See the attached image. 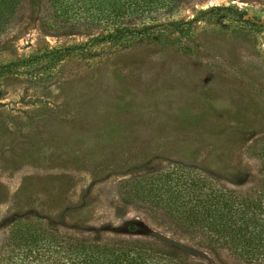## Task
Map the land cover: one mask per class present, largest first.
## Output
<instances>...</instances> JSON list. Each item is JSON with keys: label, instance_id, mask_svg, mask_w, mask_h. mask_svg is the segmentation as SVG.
<instances>
[{"label": "rangeland", "instance_id": "374dc122", "mask_svg": "<svg viewBox=\"0 0 264 264\" xmlns=\"http://www.w3.org/2000/svg\"><path fill=\"white\" fill-rule=\"evenodd\" d=\"M216 6L229 10L206 12ZM263 15L264 0H186L149 35L91 43L102 29H70L45 0H23L0 33V65L91 44L0 75V247L11 222L38 216L79 237L148 239L223 264L119 186L176 162L235 189L255 183Z\"/></svg>", "mask_w": 264, "mask_h": 264}, {"label": "trees", "instance_id": "16d2710c", "mask_svg": "<svg viewBox=\"0 0 264 264\" xmlns=\"http://www.w3.org/2000/svg\"><path fill=\"white\" fill-rule=\"evenodd\" d=\"M22 1L0 0V33L14 21ZM184 1L45 0L59 24L70 29L78 25L102 29L91 43L149 35L161 25L157 16L161 11L170 12ZM212 10L229 7L216 6L206 12ZM170 24L179 29L183 23ZM90 42L0 65V75L44 57L63 59ZM256 150L257 179L246 189L229 187L203 169L178 162L162 171L127 179L119 188L124 200L146 204L158 225L209 247L223 264H264V141ZM3 251L6 264H204L191 260L174 245L142 238L79 237L50 226L38 216L11 222L0 247Z\"/></svg>", "mask_w": 264, "mask_h": 264}, {"label": "water", "instance_id": "95a60500", "mask_svg": "<svg viewBox=\"0 0 264 264\" xmlns=\"http://www.w3.org/2000/svg\"><path fill=\"white\" fill-rule=\"evenodd\" d=\"M251 13H252V10L249 9L247 17H250V18H251ZM263 18H264V15L262 16V19H263ZM251 19H252V18H251Z\"/></svg>", "mask_w": 264, "mask_h": 264}]
</instances>
